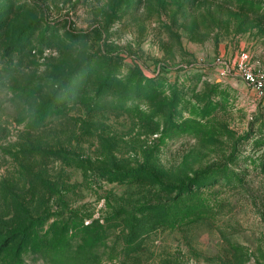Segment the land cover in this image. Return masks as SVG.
Here are the masks:
<instances>
[{"label":"rangeland","instance_id":"obj_1","mask_svg":"<svg viewBox=\"0 0 264 264\" xmlns=\"http://www.w3.org/2000/svg\"><path fill=\"white\" fill-rule=\"evenodd\" d=\"M242 53L264 71V0H0V248L43 218L0 264H264V95L215 65ZM208 169V210L126 244Z\"/></svg>","mask_w":264,"mask_h":264},{"label":"trees","instance_id":"obj_2","mask_svg":"<svg viewBox=\"0 0 264 264\" xmlns=\"http://www.w3.org/2000/svg\"><path fill=\"white\" fill-rule=\"evenodd\" d=\"M211 170L196 174L195 178L189 180L188 185L180 184L177 186H170L159 184L163 193L174 194L173 198L166 200H157L153 204H141L133 212L127 215L129 225V235L126 237V244L131 245L136 242L143 234L147 233L148 226L162 225L164 223H190L195 221L196 211L201 215V211L208 210L210 207L206 198L201 199V193L195 194L192 192L193 188L212 187L216 183V179L211 178ZM214 177V176H213ZM218 177V176H216ZM220 177V176H219ZM204 183V184H203ZM203 185V186H202ZM126 219V221H127ZM43 218H31L29 221L30 228L25 227L23 230L11 232L4 245L0 248V257L6 254L7 248L15 242L19 237L22 239H29L35 232L34 228L39 225ZM88 228V227H85ZM21 247V246H20ZM13 264H20L14 261Z\"/></svg>","mask_w":264,"mask_h":264},{"label":"built area","instance_id":"obj_3","mask_svg":"<svg viewBox=\"0 0 264 264\" xmlns=\"http://www.w3.org/2000/svg\"><path fill=\"white\" fill-rule=\"evenodd\" d=\"M215 65L223 68V73L229 78L239 80L246 87H250L260 95H264V71H256L253 69L248 54H240L229 65L219 60Z\"/></svg>","mask_w":264,"mask_h":264}]
</instances>
